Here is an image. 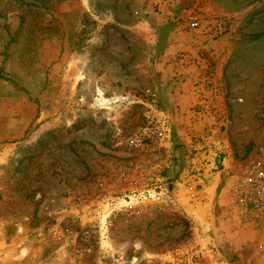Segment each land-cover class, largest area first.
<instances>
[{"label": "rangeland", "instance_id": "374dc122", "mask_svg": "<svg viewBox=\"0 0 264 264\" xmlns=\"http://www.w3.org/2000/svg\"><path fill=\"white\" fill-rule=\"evenodd\" d=\"M259 33L264 0H0V264H199L169 192L143 195L171 153L161 89L213 40L231 161L260 162Z\"/></svg>", "mask_w": 264, "mask_h": 264}, {"label": "crops", "instance_id": "0c3cea01", "mask_svg": "<svg viewBox=\"0 0 264 264\" xmlns=\"http://www.w3.org/2000/svg\"><path fill=\"white\" fill-rule=\"evenodd\" d=\"M186 42L175 41L172 50L191 49ZM199 43L202 59L210 62L214 41L204 37ZM196 56L191 50L175 57L161 89L172 139L157 177L161 195L169 192L170 202L192 221L195 233L189 245L200 254L199 264H264V225L246 222L232 203L237 171L222 130L226 116L220 84L217 90H203Z\"/></svg>", "mask_w": 264, "mask_h": 264}, {"label": "built area", "instance_id": "2783aa9c", "mask_svg": "<svg viewBox=\"0 0 264 264\" xmlns=\"http://www.w3.org/2000/svg\"><path fill=\"white\" fill-rule=\"evenodd\" d=\"M198 25L197 19L193 18L190 22V27L196 28ZM195 61L202 68L199 83L203 90L208 86L213 87L214 75L212 70L202 58L199 57ZM153 123L160 125L164 137L170 135L171 121L166 113H161L160 116L155 117ZM216 169L215 167L212 170ZM161 185L145 190L143 192L144 197L158 198L161 190L157 191L156 189H160ZM231 197L233 205L246 215V222H256L264 225V157L261 158L260 162L240 166L239 171H237V179L231 191Z\"/></svg>", "mask_w": 264, "mask_h": 264}, {"label": "trees", "instance_id": "16d2710c", "mask_svg": "<svg viewBox=\"0 0 264 264\" xmlns=\"http://www.w3.org/2000/svg\"><path fill=\"white\" fill-rule=\"evenodd\" d=\"M261 35H264V33H259V34L256 35V37H259Z\"/></svg>", "mask_w": 264, "mask_h": 264}]
</instances>
